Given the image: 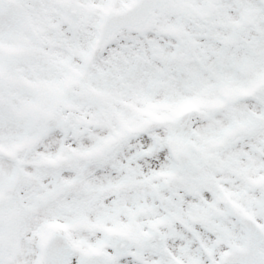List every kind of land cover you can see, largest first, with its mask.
Here are the masks:
<instances>
[{
    "label": "snow or ice",
    "instance_id": "1",
    "mask_svg": "<svg viewBox=\"0 0 264 264\" xmlns=\"http://www.w3.org/2000/svg\"><path fill=\"white\" fill-rule=\"evenodd\" d=\"M0 264H264V0H0Z\"/></svg>",
    "mask_w": 264,
    "mask_h": 264
}]
</instances>
